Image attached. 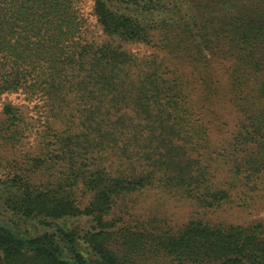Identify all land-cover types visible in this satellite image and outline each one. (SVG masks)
<instances>
[{
	"label": "trees",
	"instance_id": "trees-1",
	"mask_svg": "<svg viewBox=\"0 0 264 264\" xmlns=\"http://www.w3.org/2000/svg\"><path fill=\"white\" fill-rule=\"evenodd\" d=\"M88 3L0 0V264H264L260 218L129 199L264 200V0Z\"/></svg>",
	"mask_w": 264,
	"mask_h": 264
},
{
	"label": "rangeland",
	"instance_id": "rangeland-1",
	"mask_svg": "<svg viewBox=\"0 0 264 264\" xmlns=\"http://www.w3.org/2000/svg\"><path fill=\"white\" fill-rule=\"evenodd\" d=\"M91 4L89 0L88 7ZM88 10V8L86 9ZM135 52L143 53L145 46L141 44H133L130 47ZM152 50L148 49V52L151 53ZM163 55V54H161ZM213 67L221 68L220 61L214 60L212 63ZM222 75V73H221ZM219 78V77H218ZM224 82L219 78V89L223 90ZM12 98V96H10ZM17 102H20L21 99H16ZM34 102H31L33 105ZM222 115L227 120L230 117L229 108L221 107ZM35 122H38L36 120ZM212 138L214 140L218 139V133L212 132ZM28 146L25 150H28L30 145L34 142V136H29ZM150 198V197H149ZM148 197L145 198H132L129 199L133 201L134 205H137L138 212L137 216L140 218H148L151 216L155 220H160L161 225L164 223V227L178 228L183 223L191 220V218H201L207 220L211 223H240L248 224L256 218H260L264 222V200L250 205L248 207H239L235 202H227L220 209H211V211L197 208L195 204L190 203L187 200L179 199L176 197H164L158 196L157 199L153 198V203ZM86 203V198L82 199V205Z\"/></svg>",
	"mask_w": 264,
	"mask_h": 264
}]
</instances>
